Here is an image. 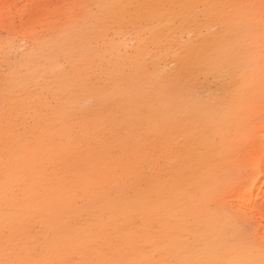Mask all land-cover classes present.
I'll return each mask as SVG.
<instances>
[{
    "label": "rangeland",
    "instance_id": "obj_1",
    "mask_svg": "<svg viewBox=\"0 0 264 264\" xmlns=\"http://www.w3.org/2000/svg\"><path fill=\"white\" fill-rule=\"evenodd\" d=\"M72 2L45 17L33 33L0 20V111L7 113L17 102L19 112L27 97L54 101L62 85L81 78L114 85L103 64L122 63L134 72L123 76L128 94L137 91L128 83L148 85L159 117L151 116L176 135L182 154H175L176 166L158 179H150L146 166L140 177H130L135 195L119 199L114 189L91 201H72L61 215L71 222L61 241L44 244L40 236L34 264H136L138 254L140 264H264V225L236 198L238 190L255 191L264 180V0ZM197 42L204 45L201 55L185 57L186 45ZM119 96L102 108L111 111L106 116L116 118L122 110L130 116L125 94ZM98 101L88 97L84 109L94 110ZM116 134L125 137L122 129ZM65 170L73 171L59 166L56 173ZM143 202L153 209V220L134 232L135 224L126 220L137 222L139 216L129 209ZM11 205L3 203L0 210ZM42 230L31 223L25 232ZM133 233L138 235L129 247L123 236ZM124 247L126 259L118 257ZM215 250L214 262L199 257Z\"/></svg>",
    "mask_w": 264,
    "mask_h": 264
},
{
    "label": "bare ground",
    "instance_id": "obj_2",
    "mask_svg": "<svg viewBox=\"0 0 264 264\" xmlns=\"http://www.w3.org/2000/svg\"><path fill=\"white\" fill-rule=\"evenodd\" d=\"M73 4L76 2L72 0H0V20L12 27L17 25L24 33H33L34 26L45 17L63 12ZM144 47V42L138 45L139 50ZM200 48L204 49L201 42L186 45L185 57L201 55ZM103 65L107 73H111L108 82L114 85H90L81 78L78 83L62 85L54 101L27 97L22 100L19 112L13 107L17 102L11 104L7 113L0 111V206L9 201L12 204L7 211L0 210V236L7 240L0 242V264H34L33 248L41 247L36 243L40 236H44V244L60 242V234L71 224L64 223L61 215L68 213L65 209H71L72 201L80 196L91 201L101 193L107 196L114 189H118L119 199L122 195H135L136 183L129 178L140 177L144 166L151 169L150 179L155 180L179 161L175 156L179 154L176 135L169 132L163 120L158 123L151 116L152 112L158 115V110L151 106L155 95H151L148 85L128 83L137 88L135 93L128 94L123 76L134 72H127L122 63L108 61ZM96 70L99 68L93 72ZM140 88L145 90L144 95L139 92ZM107 90L110 91L105 97ZM121 91L127 98L125 104L130 116L124 110L116 118L106 116L111 111L103 112L102 108L110 100L120 98ZM90 96L99 101L94 110L87 111L84 102ZM170 125L175 127L174 123ZM121 129L125 137L116 134ZM140 129L143 133L139 136ZM162 132L167 135L159 142L156 138ZM181 154L182 150L178 158ZM59 166L73 171L56 173ZM121 182L128 184L121 185ZM236 198L240 206L247 207L251 216L264 225V180L255 191L238 190ZM23 204H28V208ZM148 204L143 202L138 208L129 209L139 216V223L126 220L135 224L134 232L142 231L153 220V209ZM31 223H39L42 232L27 234L25 231ZM102 231L98 230L100 237L113 244ZM165 234L170 235V230ZM136 235L138 233L123 236L131 242L129 247H133ZM219 250L222 253L221 248ZM215 252H202L199 257L214 262ZM118 257L128 258L126 247ZM142 259L141 254L134 256L136 264Z\"/></svg>",
    "mask_w": 264,
    "mask_h": 264
}]
</instances>
